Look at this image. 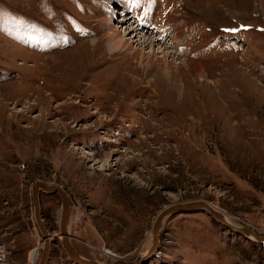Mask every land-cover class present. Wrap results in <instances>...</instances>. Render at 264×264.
Returning <instances> with one entry per match:
<instances>
[{
  "label": "rangeland",
  "instance_id": "obj_1",
  "mask_svg": "<svg viewBox=\"0 0 264 264\" xmlns=\"http://www.w3.org/2000/svg\"><path fill=\"white\" fill-rule=\"evenodd\" d=\"M120 13L124 27L180 42L165 45L168 70L158 53L141 64L151 45L132 38L110 53ZM38 179L70 195L71 241L87 259L264 264V243L204 210L168 216L143 255L159 212L196 199L264 236V0H0V264H39ZM41 209L47 264H76L60 197L42 192Z\"/></svg>",
  "mask_w": 264,
  "mask_h": 264
},
{
  "label": "water",
  "instance_id": "obj_2",
  "mask_svg": "<svg viewBox=\"0 0 264 264\" xmlns=\"http://www.w3.org/2000/svg\"><path fill=\"white\" fill-rule=\"evenodd\" d=\"M49 193V194H57L62 201V209H61V219H60V236L62 244L64 245L68 257L70 260L76 264H104L102 262L87 259L81 256L76 250L75 246L71 241V236L69 232V223L71 219L72 212V200L66 189L59 184H49L45 183L42 180H36L32 185V200L34 206V216L36 224L43 236L44 241V249L39 260V264H47L50 258L51 250H52V238L45 224L42 209H41V194ZM204 210L208 212L211 216L216 218L218 221L222 222L226 226L234 229L237 232L243 233L246 236H253L258 242L264 243V236L259 235L253 228L243 225H235L224 217L221 209L212 204L211 202L204 199H196L185 202H177L170 204L169 206L163 208L153 223V240L151 247L147 253V259L154 255L160 245V231L163 225L164 220L173 214H178L182 212L188 211H197ZM137 264H141L137 263Z\"/></svg>",
  "mask_w": 264,
  "mask_h": 264
},
{
  "label": "bare ground",
  "instance_id": "obj_3",
  "mask_svg": "<svg viewBox=\"0 0 264 264\" xmlns=\"http://www.w3.org/2000/svg\"><path fill=\"white\" fill-rule=\"evenodd\" d=\"M120 15L121 16H124V17L117 18L116 19V21H120L118 24L115 25V24L109 23V29H108V32H107V38L109 40V42H108V48H109V51H110L111 54H114L115 55L116 53H121V52L129 51L130 46L129 45L126 46V44H127V40H131V38H132V41L131 42L132 43H136L141 48H144L145 46L151 45L152 51H150V53L148 55V59L149 60L145 61L144 60V54L140 55V59H141L140 60V63L141 64H144L146 62L145 67L148 68V67H151V66H153V65L156 64L154 61L152 62L151 59H152V57H154L155 55H157V53L163 55L162 56V57H164L163 60L164 59H167L168 53L170 51H169V49H167V47L165 45H167L168 47L178 48L180 42H178L177 40L176 41H173L172 40L173 37H171V35L168 36V41L169 42L167 40L165 41V37H167V33L166 32H168L166 29L161 28V30H160V28H158L159 29V32L157 34V32H155L153 30H152V32H150L151 29H149L147 27V23H142L143 25L142 24H139V25H136V26L135 25L134 26H131V25L128 26V25H126V27H124L123 26V23L128 21V19L125 18V16H127V14L124 15V13H120ZM116 21L114 19V23ZM112 22H113V18H112ZM121 28H122V30H124V35L122 34ZM132 32H133V34H132ZM147 33L148 34L149 33L150 34H153L154 33L153 37L151 36V38H152L151 41L147 37ZM177 33L178 34L180 33V30L179 29H177ZM128 35H132V36L131 37H128ZM176 38H178V36H176ZM94 42H95V40H94ZM169 43H171V44H169ZM155 46H158V48L156 50H155ZM163 46H164V48H163ZM138 52H139V50L136 49V50L130 52L129 54L131 55V58H133V57H135V55L138 54ZM142 53H144V52L142 51ZM175 54H177L176 51H175ZM164 61L166 63L165 65H166V68L168 70V67H169L170 64L166 60H164ZM161 71L164 72L165 71V68L164 69L161 68ZM221 212L223 213V215L227 219V221H229V222H231V223H233L235 225H240V223H236L233 219H231L229 216H227V214L225 212H223L222 210H221ZM251 238H254V237L251 236ZM152 240H153V237H152ZM152 240H149L150 243L148 244V247L146 246V249L144 250V254L143 255H145L146 252H147V250L151 247ZM107 253L108 254H111L108 251H107ZM30 254H31L30 257H31V259L33 261L37 259V257H38V251H37V249L34 250V251H32V253H30Z\"/></svg>",
  "mask_w": 264,
  "mask_h": 264
},
{
  "label": "snow or ice",
  "instance_id": "obj_4",
  "mask_svg": "<svg viewBox=\"0 0 264 264\" xmlns=\"http://www.w3.org/2000/svg\"><path fill=\"white\" fill-rule=\"evenodd\" d=\"M227 31H233V30H227Z\"/></svg>",
  "mask_w": 264,
  "mask_h": 264
}]
</instances>
